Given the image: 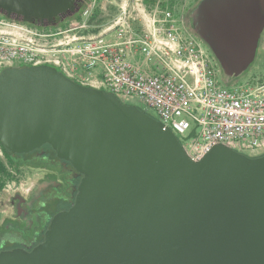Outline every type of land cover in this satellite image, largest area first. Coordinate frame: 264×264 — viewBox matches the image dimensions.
<instances>
[{
  "label": "water",
  "instance_id": "1",
  "mask_svg": "<svg viewBox=\"0 0 264 264\" xmlns=\"http://www.w3.org/2000/svg\"><path fill=\"white\" fill-rule=\"evenodd\" d=\"M87 0H0V16L56 27ZM260 0H202L222 66L242 73L264 28ZM47 144L81 178L31 250L0 264H264V153L218 144L192 159L173 132L133 104L51 66L0 71V145Z\"/></svg>",
  "mask_w": 264,
  "mask_h": 264
},
{
  "label": "built area",
  "instance_id": "2",
  "mask_svg": "<svg viewBox=\"0 0 264 264\" xmlns=\"http://www.w3.org/2000/svg\"><path fill=\"white\" fill-rule=\"evenodd\" d=\"M38 27L0 16V71L51 66L70 80L136 99L169 128L192 159L214 145L264 153V78L223 81L207 48L168 4H122L105 20Z\"/></svg>",
  "mask_w": 264,
  "mask_h": 264
},
{
  "label": "flooded vegetation",
  "instance_id": "3",
  "mask_svg": "<svg viewBox=\"0 0 264 264\" xmlns=\"http://www.w3.org/2000/svg\"><path fill=\"white\" fill-rule=\"evenodd\" d=\"M84 5L58 25L76 16ZM259 7L263 14L262 0L259 2ZM198 25L197 37L207 46L218 66L221 67L222 63L214 53L201 15ZM38 150L34 152L33 160L22 164L20 168L37 170L41 172V178L35 181L27 196L18 193L12 196L7 202L10 212L3 218L0 214V251L17 248L31 250L42 242L51 218L56 213L68 209L73 202L81 176L68 162L45 154L41 148Z\"/></svg>",
  "mask_w": 264,
  "mask_h": 264
},
{
  "label": "rangeland",
  "instance_id": "4",
  "mask_svg": "<svg viewBox=\"0 0 264 264\" xmlns=\"http://www.w3.org/2000/svg\"><path fill=\"white\" fill-rule=\"evenodd\" d=\"M143 2L147 7H153L157 3L159 5L168 4L169 6L174 7L175 13L181 20L182 25L197 37L198 33L196 32V28L199 30L198 22L200 16L199 5L201 4L202 0H143ZM125 3L130 4L131 0H96L94 7L91 8V15L88 18V20L90 21L89 26L91 27L96 25V20H91V16L93 14L97 15L96 18L100 17L101 19L105 20V18L101 16L108 13V15H106L108 16L106 17V19H108L110 17H113L117 13L118 7ZM262 5L264 6V0H262ZM85 8L86 4L84 5L83 11L81 13L80 21L86 19L85 15L83 14ZM80 21L70 19L60 25L67 26L69 24H75ZM221 67L218 66L221 78L227 84L232 83L236 80H245L253 77L264 78V28L257 43L255 57L247 67V69L237 75L228 70L226 67ZM126 103L133 104L139 109L151 113L156 118L155 114L152 111H150L136 99L128 100ZM0 157L3 162L7 163L6 158L4 157L1 150ZM9 171L14 176V180L8 182L5 185V188L0 192L1 218L5 217V215L10 212V208L7 206V202L10 200V198H12V196L17 193L22 196H27L31 188L34 186L35 181L41 178V172L29 168H20L18 172H15L14 170H11L9 168Z\"/></svg>",
  "mask_w": 264,
  "mask_h": 264
},
{
  "label": "trees",
  "instance_id": "5",
  "mask_svg": "<svg viewBox=\"0 0 264 264\" xmlns=\"http://www.w3.org/2000/svg\"><path fill=\"white\" fill-rule=\"evenodd\" d=\"M83 8L78 12L76 16H74L72 19L76 21H80V16L83 11ZM96 14H93L91 16V20L96 19ZM61 26V25H60ZM150 116L154 117L151 113L145 111ZM155 118V117H154ZM0 150L3 153L4 157L6 158L7 163L3 162V160L0 157V192L5 188V185L14 180V176L9 171V168L11 170H14L15 172H18L20 170L21 165L27 164L28 162H31L33 160V154L34 152L39 151L38 149L34 150L33 152H30L28 154H12L8 152L5 148H3L0 145ZM41 150L45 151V154L55 156L52 149L47 145H43L41 147Z\"/></svg>",
  "mask_w": 264,
  "mask_h": 264
},
{
  "label": "crops",
  "instance_id": "6",
  "mask_svg": "<svg viewBox=\"0 0 264 264\" xmlns=\"http://www.w3.org/2000/svg\"><path fill=\"white\" fill-rule=\"evenodd\" d=\"M104 12V11H103ZM104 15H108V13L107 14H104Z\"/></svg>",
  "mask_w": 264,
  "mask_h": 264
}]
</instances>
